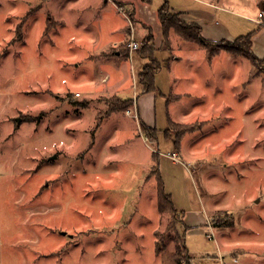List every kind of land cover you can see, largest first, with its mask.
<instances>
[{
	"label": "rangeland",
	"instance_id": "obj_1",
	"mask_svg": "<svg viewBox=\"0 0 264 264\" xmlns=\"http://www.w3.org/2000/svg\"><path fill=\"white\" fill-rule=\"evenodd\" d=\"M77 1L69 11L66 0H0V165L6 166H0V264H186L183 249L179 263L173 257L184 229L180 214L157 207L152 151L160 153L159 172L175 207L198 222L204 202L218 226L214 235L208 225L187 227L191 264H264L263 64L243 54L244 42L231 45L243 53L219 49L209 71L190 79V97L167 108L159 97L163 129L151 141L153 129L144 131L133 102L108 112L109 101L121 98L110 94L108 78L93 93L92 83L85 86L97 71L89 38L95 31L111 44L119 34L71 22L74 14L90 13L87 3H99ZM161 2L150 4L157 10ZM256 3L249 0L246 11L216 9V18L236 36L257 34L264 25L250 19ZM259 40L264 48L263 34ZM128 42L118 46L122 52L130 51ZM197 45L208 60L217 54L208 58ZM159 52L160 78L170 90L164 61L170 51ZM129 65L123 97L135 76ZM189 70L181 62L179 73L193 76Z\"/></svg>",
	"mask_w": 264,
	"mask_h": 264
},
{
	"label": "crops",
	"instance_id": "obj_2",
	"mask_svg": "<svg viewBox=\"0 0 264 264\" xmlns=\"http://www.w3.org/2000/svg\"><path fill=\"white\" fill-rule=\"evenodd\" d=\"M66 1L70 3L69 11L75 10L79 3L77 0ZM163 1L164 0H162L161 4ZM168 2L175 11L180 13V17L187 23L198 24L201 29V34L205 38L213 40H233L237 36L243 35L239 34L236 36L232 33L231 29L226 26V24L218 21L216 18V9L225 13L235 10L246 11L247 6H249V0H168ZM256 2V5L260 6L257 16L250 17V19L258 23V20L256 21V19H261L264 21V14L261 18L258 16L260 9L264 7V0H256ZM97 8L101 10L95 13ZM84 9L90 11V13H87L86 15L84 12L79 15L74 14V16L71 18V22L74 21L89 23V25L92 26L93 24L91 23L93 22L95 23L94 27L98 29H104V31H107L112 28V32L119 34L118 38L111 44H106L104 38L106 36L103 35V37L100 33L98 36V33L95 31L93 36L90 38L89 36H85L84 39L77 37L78 45L87 42V38H89V46L96 49L92 54L94 61H96L95 64L94 61H92V69L97 68V71L95 72L94 76H90L88 79L84 80L85 86L87 85L88 87V85L92 83L93 86L91 87L90 91L93 93L95 90H97V85L101 81H105L106 78H108L105 82L107 83L106 86L109 89L110 94H115L121 98L132 99L135 107L131 110H133V113L136 114V117L138 120H140V122L149 127L157 129L158 138L160 136V130L163 129L158 124L157 101L159 100V97L163 96V98H165L166 108L168 107V103L180 102L184 97H190L189 95L186 96L192 89L191 83L193 82L190 79L195 77V75L199 76L202 75L203 72L206 73V71H209L211 63L216 60L217 56H219L221 52L215 54L211 60H208L203 49L201 50L196 42L185 40L180 35H177L173 30H169L168 35L165 37L160 19L158 17V9H154L150 3L143 2L142 0H99V3L95 5L87 3ZM54 20L57 22V25L66 26L69 24L64 18H54ZM258 25L261 26L264 24L258 23ZM260 26H258V29ZM149 28L153 33L155 45L154 55L160 62V68L156 72L154 78L156 86L155 90L143 91L142 85L139 81V72L142 70L143 66L149 62V59L140 53V48L130 51L126 49L124 52H122L118 46L129 41L131 36H133L134 39L139 41V43L142 45V40L147 35ZM111 30L108 33H110ZM252 33L253 52L259 59L264 61V48H259V38L262 34L264 35V27L263 30L257 34H255V30ZM116 47L118 48L115 49ZM195 48H198V50ZM165 49L170 51L169 55L164 56V61L169 67V85H167L170 90L165 88L164 84L162 83V79L160 78V74L164 65L160 61L159 54L161 55V52H159V50ZM98 55L100 57L97 59L96 56ZM186 61L188 62L189 68L191 67L189 72L193 73V76L179 73L181 62ZM101 65L109 66L110 70L104 72L105 70L101 68ZM128 65L130 66V69L134 70L135 76L133 74V83L126 89L128 95L123 97L120 96V92L125 89L123 87L126 85L125 82L129 78ZM199 69L200 71H198ZM116 83L117 85H115ZM79 92L80 95H82V92ZM129 92H131V94ZM170 94H174L175 96L177 95L179 98L177 100L175 99L171 101L169 100ZM176 115L178 116L177 119L185 121V116L182 114V111H178ZM172 137L173 135L169 138L171 139ZM174 150H176L175 144L174 148L171 149L169 154L171 155ZM202 205L203 206L201 210L196 209V214H199V216L202 218L205 215L204 220L200 218L201 220L198 222H189V220H187L188 215L184 212L182 217L183 221L187 225L188 229H192L198 224L208 225L209 230H207L211 231L207 232L208 235H214V230L218 226L214 225L210 221V215L212 213L211 210L206 208L207 206L204 204V202ZM230 253L235 252L231 251ZM238 254L239 253H237V255ZM218 258L219 261H222L223 255L219 254ZM234 260H237L236 256L234 257Z\"/></svg>",
	"mask_w": 264,
	"mask_h": 264
},
{
	"label": "trees",
	"instance_id": "obj_3",
	"mask_svg": "<svg viewBox=\"0 0 264 264\" xmlns=\"http://www.w3.org/2000/svg\"><path fill=\"white\" fill-rule=\"evenodd\" d=\"M143 2L150 3L152 0H142ZM158 17L161 22L163 34L166 37L168 35V32L170 29H174L182 38L185 40L189 41H194L200 46H202L207 53L208 58H211L215 53L218 52L219 49L223 48L228 51L232 52H241L243 53L244 51L238 47L231 46L234 43L236 44L237 42H244V47H245V52L250 53L251 60L254 63L261 62L263 64V60L259 59L253 52L252 50V36L253 33L249 32L243 35L237 36L235 39L231 40H226V39H220V40H213V39H208L205 38L201 34V29L198 24L195 23H187L185 20H183L180 17V13L175 11L170 5L168 0H164L163 3L159 6L158 10ZM227 44L230 46H226L223 44ZM139 49V48H138ZM140 53L147 57L150 62L146 63L142 70L139 72V81L142 85L143 91H153L155 90V74L160 68V62L159 60L155 57L154 52H155V45H154V37L151 29L149 28V31L147 35L144 37L142 40V45L139 49ZM248 51V52H246ZM264 66V65H263ZM132 104V99L127 98V99H122L118 97H113L109 101V109L108 112H116V111H122L126 109L128 106ZM141 125L144 129L146 130H151L152 127H149L145 125L144 123L141 122ZM153 132L148 133L147 132V137L151 141H156L157 136H156V129L152 128ZM178 137L177 135L174 136V144L175 147H177L178 144ZM151 157L153 162V171L156 172L157 176V185H156V197H157V207L159 211L162 212H172L173 214H180V220L181 223H183L184 229L183 233L179 234L177 233L176 239L178 242V247L176 248L175 252L173 253L174 260L179 263L182 260L181 257V249L185 251V257H186V264H191V257L189 255V250L187 246L185 245V231L187 230V226L185 225L183 221V211L178 210L173 202V198L170 192H167L164 189V182L162 179V176L159 172V152L157 151H152ZM182 243V247H180V242Z\"/></svg>",
	"mask_w": 264,
	"mask_h": 264
},
{
	"label": "built area",
	"instance_id": "obj_4",
	"mask_svg": "<svg viewBox=\"0 0 264 264\" xmlns=\"http://www.w3.org/2000/svg\"><path fill=\"white\" fill-rule=\"evenodd\" d=\"M262 15H263L262 12H259V13H258L259 18H261ZM260 23H261V24H264V21L260 20ZM128 46H129V49H130V50H135V49H138V48L140 47V43H139V41L135 40L133 36H131V38L129 39V42H128ZM75 95H76V96H79V95H80V92H79V91L75 92ZM127 113H128V114H131V110H130V109L127 110ZM132 114H133L134 116H136L135 113H132Z\"/></svg>",
	"mask_w": 264,
	"mask_h": 264
},
{
	"label": "bare ground",
	"instance_id": "obj_5",
	"mask_svg": "<svg viewBox=\"0 0 264 264\" xmlns=\"http://www.w3.org/2000/svg\"><path fill=\"white\" fill-rule=\"evenodd\" d=\"M14 141H15V140H14ZM14 143H15V142H14ZM17 148H18V147H17ZM15 154H16V153H15ZM10 156H11V155H10ZM6 157H7V156H6ZM6 157H5V158H6ZM12 157H13V156H12ZM16 157H17V156H16ZM15 159H16V158H15ZM13 161H14V160H13ZM0 162H2V161H0ZM8 162H9V161H8ZM8 162H7V163H8ZM15 162H16V161H15ZM5 163H6V162H5ZM3 164H4V161H3ZM8 165H9V163H8ZM16 165H17V164H16ZM0 166H2V165H0ZM11 166H12V164H11ZM2 167H3V169H4L6 166H5V167L2 166ZM8 167H9V166H8ZM13 167H15V166H13ZM12 170H13V169H12ZM14 172H15V171H13V173H14ZM18 175H19V174H18ZM10 186H11V185H10ZM0 187H1V186H0ZM10 190H11V189H10ZM17 201H18V200H17ZM14 202H15V201H14ZM9 206H10V205H9Z\"/></svg>",
	"mask_w": 264,
	"mask_h": 264
}]
</instances>
